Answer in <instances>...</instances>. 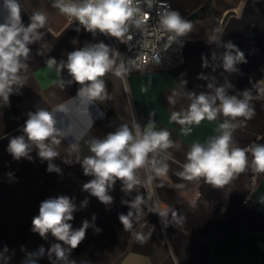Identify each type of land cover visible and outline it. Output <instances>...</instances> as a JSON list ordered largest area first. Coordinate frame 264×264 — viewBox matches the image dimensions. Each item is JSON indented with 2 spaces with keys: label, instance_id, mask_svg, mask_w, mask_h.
I'll list each match as a JSON object with an SVG mask.
<instances>
[{
  "label": "crops",
  "instance_id": "crops-1",
  "mask_svg": "<svg viewBox=\"0 0 264 264\" xmlns=\"http://www.w3.org/2000/svg\"><path fill=\"white\" fill-rule=\"evenodd\" d=\"M18 2L25 26L35 11L44 12L48 22L39 30L41 40L29 45L28 70L22 73L24 86L14 87L7 103L0 99V264H264V174L249 167L223 188H214L202 179L183 180L177 173L183 170L191 145L206 144L218 136L225 118L185 125L191 128L187 135L171 120L173 111L187 110L189 93L214 95L215 88L225 87L228 95L243 98L247 90L253 97L254 116L242 123L240 119L229 121L239 125L232 143L238 147L264 143V0H171L173 11L193 25L181 37L185 60L173 68L136 71L123 77L106 75L107 98L87 104L84 115H74L72 134L56 148L59 155L52 163L59 173L47 170L49 162L39 158L37 149L30 152L31 159L15 160L7 145L23 134L29 112L55 110L63 104L75 113L80 104L76 97L80 86L69 85L67 70L57 75L46 61H66L67 54L78 48L109 43L103 34L93 35L82 28L77 32V23H70L48 0ZM5 15L0 7V22ZM228 43L243 52L246 61L237 63L233 72L223 68ZM170 96L174 103H169ZM61 117L66 124L70 122L58 113L57 118ZM150 120L156 130L167 129L174 142L167 150L171 154L166 161L167 176L130 193L117 181L109 190L113 202L108 205L83 191V184L92 179L81 167L83 157L91 155L88 142L104 138L121 124L131 127L133 121L143 129ZM73 137L79 138V153L69 151ZM139 175L146 180L143 170ZM60 195L70 197L76 205L70 222L73 228L81 227L85 220L90 225L85 239L66 253L64 261L47 254L59 241L50 234L41 238L31 230L40 203ZM137 195L144 197L139 218L129 207ZM85 200L87 204L82 206ZM130 210L134 212L133 228L126 231L119 216ZM160 212L167 215L161 217ZM133 233L146 236L147 242H138ZM41 247L45 254L38 256Z\"/></svg>",
  "mask_w": 264,
  "mask_h": 264
},
{
  "label": "clouds",
  "instance_id": "clouds-1",
  "mask_svg": "<svg viewBox=\"0 0 264 264\" xmlns=\"http://www.w3.org/2000/svg\"><path fill=\"white\" fill-rule=\"evenodd\" d=\"M147 3L150 6L152 0H147ZM0 7L6 13L3 22H0V99L7 103L14 87L18 90L24 86L26 77L22 73L28 70L26 61L31 52L29 45L41 40L43 34L39 30L45 28L48 16L44 12L35 11L25 26L18 0H2ZM52 7L70 21L76 22L77 32L82 28L93 35L100 33L121 42L131 38L128 35L131 28L140 29L147 20L141 8V0H53ZM158 15L159 29L172 34L169 39L185 36L193 28L192 23L177 11L167 10ZM225 47L228 50L223 54V68L228 72L236 71L237 63L246 62L244 54L231 43ZM119 58L120 53L104 42L71 51L66 61L57 62L55 58H49L46 61L48 68H55L57 75L66 69L71 77L67 83L80 86L76 95L80 104L75 113L63 104L55 110L39 108L29 112L23 125V134L9 140L7 152L15 160L31 159L30 152L35 148L39 158L49 162L47 170L59 173L60 169L52 161L59 155L56 148L73 132L74 115H84L87 104L107 98L106 75L111 73L123 77L130 70L123 60L117 63ZM64 84L62 79L59 80L61 87ZM208 87L212 88L213 85L209 84ZM188 97L191 103L187 110L171 113V120L183 128L185 135L191 132V128L185 125H199L204 120L215 121L218 116H223L225 120L219 125L218 136L209 139L206 144L195 142L191 145L186 154L187 162L177 175L186 181L202 179L214 188H223L249 167L254 173L264 174V143H254L247 147L234 146L232 143L233 131L239 125L229 121L240 119L242 123L254 116V109L250 105L253 99L251 93L246 90L242 93L243 98H238L236 95H228L225 87H217L214 95L189 93ZM168 99L169 103L175 102L171 96ZM58 113L67 116L70 122L66 124L63 117L58 119ZM170 136L171 133L165 128L156 130L155 123L150 120L143 129L133 121L131 127L127 123L121 124L104 138L92 139L88 142L91 155L84 156L81 162L83 174L92 177L83 184V191L108 205L113 202L109 190L117 181L121 182L123 191L130 193L138 186L151 185L155 178L167 176L169 165L166 161L171 158L167 150L174 146ZM79 150V138L73 137L69 151L79 153ZM141 170L146 173L144 181L139 175ZM143 203L144 197L141 195L129 203L137 218ZM86 204L87 200L82 206ZM75 211L76 205L66 195L40 203L39 214L33 217L31 230L41 238H47L50 234L60 242L47 250L50 257L54 255L57 260H66V253L76 249L85 239L89 222L85 220L81 227L74 229L70 222L74 219ZM159 215L165 217L167 213L160 212ZM172 215L175 217L176 213ZM133 216L131 210L119 216L126 231L133 228ZM133 235L138 242H147L146 236L139 233ZM4 251H7L6 247ZM44 254L45 249L41 247L37 255ZM2 256L3 253H0ZM31 264H35V261H31ZM71 264H75V261H71Z\"/></svg>",
  "mask_w": 264,
  "mask_h": 264
},
{
  "label": "built area",
  "instance_id": "built-area-1",
  "mask_svg": "<svg viewBox=\"0 0 264 264\" xmlns=\"http://www.w3.org/2000/svg\"><path fill=\"white\" fill-rule=\"evenodd\" d=\"M48 2L52 5L53 0H48ZM141 8L147 15L146 23L140 29L131 28L128 34L130 39L126 38L125 42H121L104 35L109 46L120 53L117 63L120 60L126 63L130 69L127 74L136 71L173 68L181 64L185 60L181 37L169 39L172 34L162 32L158 26V13L173 10L171 0H152L150 6L147 0H141ZM67 20L70 23H76L68 18Z\"/></svg>",
  "mask_w": 264,
  "mask_h": 264
}]
</instances>
